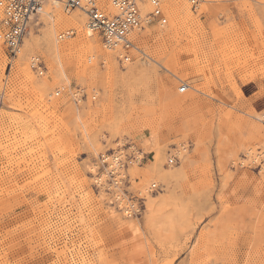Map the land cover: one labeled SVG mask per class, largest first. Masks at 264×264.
Wrapping results in <instances>:
<instances>
[{"label":"rangeland","instance_id":"rangeland-1","mask_svg":"<svg viewBox=\"0 0 264 264\" xmlns=\"http://www.w3.org/2000/svg\"><path fill=\"white\" fill-rule=\"evenodd\" d=\"M199 1L160 0L129 60L53 3L11 71L0 44V264H264V0Z\"/></svg>","mask_w":264,"mask_h":264},{"label":"built area","instance_id":"built-area-1","mask_svg":"<svg viewBox=\"0 0 264 264\" xmlns=\"http://www.w3.org/2000/svg\"><path fill=\"white\" fill-rule=\"evenodd\" d=\"M49 2L58 3L65 12L75 10L85 12L88 17L87 28L98 33L106 49L118 50L120 58L124 60H129L130 50L135 49L130 36L143 26L145 19L149 22L160 21L162 15L160 0H0V44L6 49L10 71L34 20L40 17L45 4ZM191 4L196 10L200 1L191 0ZM145 5L149 10L143 17ZM109 6H112L113 10H109ZM71 36L73 32L68 31L61 34L59 39L63 40ZM30 67L39 75H43L46 70L44 61L38 56L31 59ZM187 89L188 85L185 83L180 87L181 92H186ZM60 94L61 92H57L56 96ZM82 99V96L74 93L75 104L79 105ZM99 161L101 172L106 176L108 185L117 189L116 194L121 193L117 199L121 203L124 197H127L125 193L127 191H124L125 179L120 173L123 167L122 159L119 156L105 154L99 156ZM140 200L145 199L126 203L119 207L120 211L127 217L137 216L141 212Z\"/></svg>","mask_w":264,"mask_h":264},{"label":"bare ground","instance_id":"bare-ground-1","mask_svg":"<svg viewBox=\"0 0 264 264\" xmlns=\"http://www.w3.org/2000/svg\"><path fill=\"white\" fill-rule=\"evenodd\" d=\"M51 3H53V4H56V5H59L58 3H54V2H49V3H47V4H45V6H44V8H43V11H42V13L44 12V10H45V8L46 7H48V5L50 6V4ZM64 10V9H63ZM109 10H113V8H112V6H109ZM148 7L145 5L144 7H143V17L148 13ZM1 11V10H0ZM65 11V10H64ZM75 11H78V13H76L75 14V16H73L72 18H70V19H65V18H62V17H60V16H58L57 17V21H56V25L57 26H60V25H62V24H64V23H69L72 27H75V28H78V27H80V25H81V23H84V28H85V31H86V33H85V39H84V41H81L83 44H89V41L87 40L88 38H92V37H94V35L96 36V32H94V31H92V30H90V29H88L87 28V25H88V17H87V15H86V13L85 12H83V11H81V10H75ZM41 13V14H42ZM142 28H143V26L141 27V28H138L137 29V31L136 32H134L131 36H130V39L133 41V43H134V45H135V49L136 50H140V51H143L141 48H139L138 46H137V44H136V39H135V37H136V35H138V33L142 30ZM68 32V31H67ZM66 32V33H67ZM73 32V31H72ZM62 34H65V33H62ZM61 35V34H60ZM59 35V36H60ZM58 36V37H59ZM65 39H67V38H64L63 40H65ZM60 40V39H59ZM62 40V39H61ZM60 40V41H61ZM82 44V45H83ZM83 46H85V45H83ZM21 52V51H20ZM107 52H109V53H112L114 56H115V54L116 53H118V54H120V52L118 51V50H108ZM144 54H146L145 52H143ZM147 55V54H146ZM62 89H65L64 87H62ZM57 92H61L60 90H58ZM57 92L55 93V95H57Z\"/></svg>","mask_w":264,"mask_h":264}]
</instances>
